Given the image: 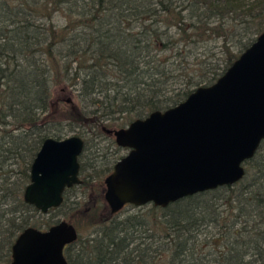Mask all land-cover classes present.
Here are the masks:
<instances>
[{
	"label": "trees",
	"instance_id": "trees-1",
	"mask_svg": "<svg viewBox=\"0 0 264 264\" xmlns=\"http://www.w3.org/2000/svg\"><path fill=\"white\" fill-rule=\"evenodd\" d=\"M63 2L80 9L57 26L50 11ZM263 30L264 0H0V264H9L24 228L46 229L64 208L76 228H91L65 247L69 264H264V140L241 180L166 207L111 213L100 178L121 157L109 122L125 127L212 84ZM218 40L219 56L209 45ZM58 85L81 103L66 114L85 128L82 182L43 214L22 194L43 130L52 127L44 116ZM99 136L115 151L97 169L85 152ZM76 186L83 200L67 204ZM211 225L217 232L208 235ZM207 245L213 251L202 253Z\"/></svg>",
	"mask_w": 264,
	"mask_h": 264
},
{
	"label": "water",
	"instance_id": "water-1",
	"mask_svg": "<svg viewBox=\"0 0 264 264\" xmlns=\"http://www.w3.org/2000/svg\"><path fill=\"white\" fill-rule=\"evenodd\" d=\"M106 132L127 149L103 179L111 213L129 204L166 207L241 180L245 161L264 140V30L212 84ZM83 146L79 135L46 137L32 159L23 201L43 214L59 207L65 189L82 182ZM77 237L65 219L46 229L28 226L16 236L9 264H69L64 250Z\"/></svg>",
	"mask_w": 264,
	"mask_h": 264
},
{
	"label": "rangeland",
	"instance_id": "rangeland-1",
	"mask_svg": "<svg viewBox=\"0 0 264 264\" xmlns=\"http://www.w3.org/2000/svg\"><path fill=\"white\" fill-rule=\"evenodd\" d=\"M75 9H80V7H77V6L70 4V3H67V2L66 3L63 2L62 6L61 7L59 6V9L54 8L53 11L52 10L50 11V12H52V14H51L52 22L54 24H56L57 26H64L65 23L68 21V17H71L70 16L71 13H72L73 17H74V15H77L76 11H78V10H75ZM220 44H221L220 40L215 41V42H210V44H209L211 46L218 45V46H215L213 48V50L217 51L216 52L217 56L221 55L218 52L220 50ZM211 59L216 60L217 58L215 56H212ZM76 60L78 61L79 58ZM75 64H77V63H75ZM68 104H70V105L76 104L80 107L81 103H80V105L78 104V98L76 96V91H74L71 87H65V86H61V85L55 86L53 88V92H52V104H51L50 110L47 114L45 113V116H44V117H46V116L49 117L50 119L49 118H47V119L50 121H53L52 125H51L52 127H48L47 130H43L44 133L47 134V137L62 139V138H66V137L72 136V135H79L85 130V128H81L79 125H76L72 120L69 119L68 115L66 114V111L69 108L67 106ZM85 110L87 111L88 109L86 108ZM45 120L46 119H44V121ZM120 121H123V119H121ZM109 125L111 128H120L121 124L109 122ZM126 125H127V123L124 126H126ZM88 136H92V134L90 133V134H88ZM111 138L114 139L113 136ZM111 142H113L111 139L104 137V136H99L98 139H94L93 142L91 144H89L90 146L88 148V151L85 152V157L91 158V160L89 162H91L94 165H96L97 167H99L97 169H100V168L106 166V164H107L106 161H108V160L105 157L109 156V158L112 159L113 155H111V154L115 151V148ZM93 143H97V144H93ZM126 153H127V149L120 147L119 150H117L115 157L123 156ZM111 161L108 163V166L111 165ZM89 171H91V169H89ZM105 176L106 175L104 174L103 176L100 177V178H102V181H103ZM103 188H104V186H103ZM83 192H84V189H82L81 187H79V186L74 187V189L70 193V197L68 199L67 204L69 202H72V201L82 202L83 197H84ZM137 207H139V206L131 207L130 205H126L123 209H124V211L126 210L128 212H132V211H135ZM61 212L67 213L66 216H64V214L62 215L61 213H59L57 215L55 213H52V215H55V218L56 219L58 218L59 220H61V219L68 220L67 218L69 216V212L71 213V211H69L68 208H64L63 210H61ZM49 215H51V214H49ZM49 215H47V216H49ZM76 229H77L78 233L79 234L82 233V235H86V234L91 232V228H89V227H82V228H76ZM204 232L207 233L208 235L213 234V233L217 232V227L211 225ZM207 251L212 252L213 250L210 246L207 245L206 248H204L202 250V253L207 252Z\"/></svg>",
	"mask_w": 264,
	"mask_h": 264
},
{
	"label": "flooded vegetation",
	"instance_id": "flooded-vegetation-1",
	"mask_svg": "<svg viewBox=\"0 0 264 264\" xmlns=\"http://www.w3.org/2000/svg\"><path fill=\"white\" fill-rule=\"evenodd\" d=\"M73 186H75V185H73ZM73 186H72V187H73ZM66 189H68V188H66ZM66 189H65V190H66Z\"/></svg>",
	"mask_w": 264,
	"mask_h": 264
}]
</instances>
